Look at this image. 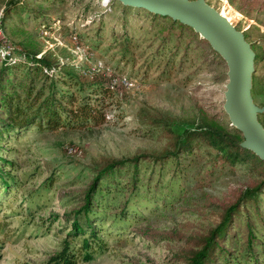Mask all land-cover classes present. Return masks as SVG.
Instances as JSON below:
<instances>
[{
    "label": "rangeland",
    "instance_id": "374dc122",
    "mask_svg": "<svg viewBox=\"0 0 264 264\" xmlns=\"http://www.w3.org/2000/svg\"><path fill=\"white\" fill-rule=\"evenodd\" d=\"M16 1L0 0V57L11 47H34L40 51L38 56L49 52L60 63L74 67L81 79L94 75L120 81L125 77L133 83L126 88L119 82L112 89L106 123L98 127L44 133L33 129L18 139L0 140V157L12 161L8 166L0 160V165L13 177L11 188L0 187V264H46L65 239L74 246L81 244L80 236L74 241L68 235L72 226L66 213L79 204L81 191L106 162L171 150L174 132L195 125L227 127L229 119L223 110L227 66L196 45L190 46L180 64L176 60L173 69L163 67L164 60L157 64L158 33L167 22L154 24L141 8L123 11L118 0H66L67 7L59 13L63 20L54 23L52 30L20 23L6 14ZM205 1L252 43L257 59L251 94L254 103L262 106L264 0ZM76 2H81L79 7L73 6ZM104 12L110 14L102 17ZM118 33L132 35V40L124 45ZM73 36L81 44L78 53ZM66 146L80 153L68 154ZM208 153L214 150L202 144L193 159H180L185 170L180 185L171 183V173L163 174L162 187L167 183L172 187L167 195V188L148 194L142 185L126 207L136 220L124 225L116 214L119 207L108 210L100 224L103 248L75 264H178L174 255L186 239L205 232L221 206L261 179L258 168L248 163L210 165L204 156ZM157 177L149 180L151 186ZM262 193L260 200H264ZM153 195L164 203L155 204Z\"/></svg>",
    "mask_w": 264,
    "mask_h": 264
},
{
    "label": "trees",
    "instance_id": "16d2710c",
    "mask_svg": "<svg viewBox=\"0 0 264 264\" xmlns=\"http://www.w3.org/2000/svg\"><path fill=\"white\" fill-rule=\"evenodd\" d=\"M80 3L76 2L73 6L79 7ZM121 6L123 11L133 8L122 3ZM66 7V0H19L8 6L6 14L14 16L20 23H33L52 30L56 29L54 23L63 20L59 13ZM143 10L154 24H168L163 27L162 34L158 33L157 64L162 65L161 60H164L163 67L173 69L176 60L180 64L191 45L224 61L188 25L169 16ZM109 14L104 12L101 16ZM96 22L97 36L100 37L101 21ZM243 34L246 40L247 35ZM118 35L124 45L132 40V35ZM249 43L254 51L252 43ZM22 47H11L0 57V140L18 139L33 129L44 133L61 128L87 129L106 123L105 110L113 93L109 79L106 81L94 75L81 79L74 67L60 63L51 53L44 52L38 56L39 49L25 50ZM178 54L181 56L176 59ZM256 59L255 52L254 62ZM258 120L264 127V112L258 114ZM174 134L171 150L112 159L96 172L88 187L81 191L79 204L66 213L72 226L68 235L74 241L80 236L81 244L74 246L69 239H65L62 249L46 264H75L80 257L91 258L97 248H103L99 232L105 213L119 207L116 214L122 224L136 220V214L132 216L126 207L132 197L139 195V188L143 185L144 192L148 194L152 190L160 192L167 188L164 195L169 194L172 187L170 183L162 187L163 174L171 173V183L180 185L179 180L185 171L180 168L183 164L180 159H193L202 144L214 150L213 154L204 155L210 165L232 167L248 163L258 168L261 179L241 190L230 204L221 206V210L213 214L212 225L205 232L188 237L173 260L178 264H264V200L259 198L264 190V160L240 147L243 136L229 121L225 129L204 124ZM0 160L8 166L12 164V161L1 157ZM1 166L0 187L9 189L13 177ZM154 176L158 177L151 186L149 180ZM178 188L180 190L181 186ZM151 199L155 204L164 203V199H157L154 195Z\"/></svg>",
    "mask_w": 264,
    "mask_h": 264
},
{
    "label": "water",
    "instance_id": "95a60500",
    "mask_svg": "<svg viewBox=\"0 0 264 264\" xmlns=\"http://www.w3.org/2000/svg\"><path fill=\"white\" fill-rule=\"evenodd\" d=\"M118 1L178 20L210 44L227 66L223 110L230 124L243 136L240 147L264 160V127L258 120V114L264 112V105H256L252 98L255 52L243 32L205 0Z\"/></svg>",
    "mask_w": 264,
    "mask_h": 264
},
{
    "label": "built area",
    "instance_id": "2783aa9c",
    "mask_svg": "<svg viewBox=\"0 0 264 264\" xmlns=\"http://www.w3.org/2000/svg\"><path fill=\"white\" fill-rule=\"evenodd\" d=\"M0 37H2V31H1V25H0ZM72 41H73V44H74V50L77 52V51H80L81 50V44L80 42L77 40V37L76 36H73L72 37ZM78 53V52H77ZM121 83L122 86L124 87H130L133 85L132 81L126 79L125 77H121L120 81H118L117 79H112L110 78L109 79V86L111 89H114L115 86L118 84V83ZM65 150L68 154H77V153H80L79 150H77L76 148L74 147H71V146H66L65 147Z\"/></svg>",
    "mask_w": 264,
    "mask_h": 264
}]
</instances>
